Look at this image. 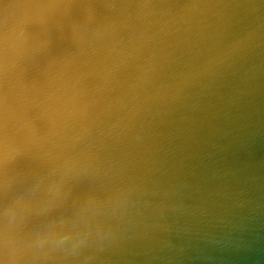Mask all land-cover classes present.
<instances>
[{"label":"water","instance_id":"water-1","mask_svg":"<svg viewBox=\"0 0 264 264\" xmlns=\"http://www.w3.org/2000/svg\"><path fill=\"white\" fill-rule=\"evenodd\" d=\"M0 264H264V0H0Z\"/></svg>","mask_w":264,"mask_h":264}]
</instances>
